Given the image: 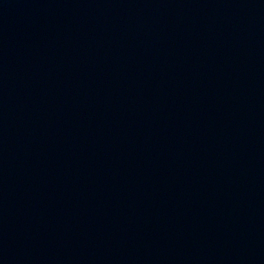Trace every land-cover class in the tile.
Instances as JSON below:
<instances>
[{
  "label": "water",
  "instance_id": "obj_1",
  "mask_svg": "<svg viewBox=\"0 0 264 264\" xmlns=\"http://www.w3.org/2000/svg\"><path fill=\"white\" fill-rule=\"evenodd\" d=\"M0 264H264V0H0Z\"/></svg>",
  "mask_w": 264,
  "mask_h": 264
}]
</instances>
